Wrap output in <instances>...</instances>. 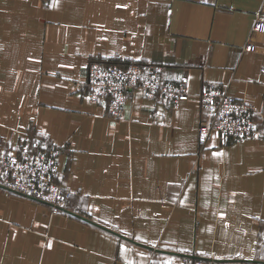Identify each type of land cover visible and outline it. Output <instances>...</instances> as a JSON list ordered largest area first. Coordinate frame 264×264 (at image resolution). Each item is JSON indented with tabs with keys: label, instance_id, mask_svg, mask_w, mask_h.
Returning <instances> with one entry per match:
<instances>
[{
	"label": "crops",
	"instance_id": "1",
	"mask_svg": "<svg viewBox=\"0 0 264 264\" xmlns=\"http://www.w3.org/2000/svg\"><path fill=\"white\" fill-rule=\"evenodd\" d=\"M263 7L0 0V149L58 146L56 180L72 192L54 213L0 188V264H264V33L251 31ZM131 59L185 76L189 98L135 88L117 117L89 102V64ZM203 82L250 104V136L198 142Z\"/></svg>",
	"mask_w": 264,
	"mask_h": 264
},
{
	"label": "built area",
	"instance_id": "2",
	"mask_svg": "<svg viewBox=\"0 0 264 264\" xmlns=\"http://www.w3.org/2000/svg\"><path fill=\"white\" fill-rule=\"evenodd\" d=\"M251 31L264 33V7L255 13ZM244 49H255L249 37ZM161 70L159 64L139 59L126 62L94 60L87 69V98L91 103L103 102L112 117L120 115L135 88L150 98L159 96L172 103L187 100V78L166 80ZM261 70L264 72V66ZM197 96L208 113L196 127L199 143H205L213 133L223 144L254 132L252 108L241 98L209 82L202 83ZM59 153L58 146L44 149L36 140L15 148L2 147L0 188L44 202L54 213L65 210L72 192L56 180ZM181 260L182 264H221L214 258L182 256Z\"/></svg>",
	"mask_w": 264,
	"mask_h": 264
},
{
	"label": "rangeland",
	"instance_id": "3",
	"mask_svg": "<svg viewBox=\"0 0 264 264\" xmlns=\"http://www.w3.org/2000/svg\"><path fill=\"white\" fill-rule=\"evenodd\" d=\"M22 194H20V196H21ZM21 197H26V195H23V196H21ZM28 197V196H27ZM29 199H31V200H33L34 198H30V197H28ZM36 199H34V201H35ZM39 201V200H38ZM37 202V201H36Z\"/></svg>",
	"mask_w": 264,
	"mask_h": 264
},
{
	"label": "trees",
	"instance_id": "4",
	"mask_svg": "<svg viewBox=\"0 0 264 264\" xmlns=\"http://www.w3.org/2000/svg\"><path fill=\"white\" fill-rule=\"evenodd\" d=\"M140 60V59H139ZM40 146V145H39Z\"/></svg>",
	"mask_w": 264,
	"mask_h": 264
},
{
	"label": "snow or ice",
	"instance_id": "5",
	"mask_svg": "<svg viewBox=\"0 0 264 264\" xmlns=\"http://www.w3.org/2000/svg\"><path fill=\"white\" fill-rule=\"evenodd\" d=\"M218 155V154H217Z\"/></svg>",
	"mask_w": 264,
	"mask_h": 264
}]
</instances>
